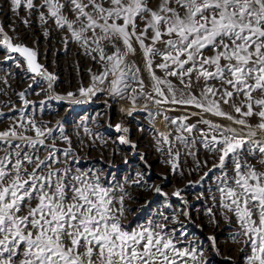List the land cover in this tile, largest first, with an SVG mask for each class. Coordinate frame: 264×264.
Returning <instances> with one entry per match:
<instances>
[{
  "label": "snow or ice",
  "instance_id": "1",
  "mask_svg": "<svg viewBox=\"0 0 264 264\" xmlns=\"http://www.w3.org/2000/svg\"><path fill=\"white\" fill-rule=\"evenodd\" d=\"M8 2L13 11L22 7L46 10L87 54H97L92 59L102 68L91 76L90 86L79 88V96L91 98L107 91L113 98L130 99L133 108L128 115L135 111L139 97L157 105L195 106L249 129L242 134L235 128L201 120L207 125L203 130L185 123L187 117L171 119L181 133L176 140L186 146L194 144L195 139L189 141L182 133L195 130L204 147L218 154L219 162L213 168L224 169L231 159L234 175L229 177L225 172L217 177V190L222 200L228 201L222 206L234 212L242 229L233 239L247 237V264H264V171H257L246 158L241 162L242 153L247 152L259 155V162L264 164V141L254 139L257 130L264 132V0H159L154 8L149 6L150 0ZM65 9L73 19L64 13ZM40 20H45L43 11ZM21 23L27 24L28 20ZM133 41L142 50L152 81L151 92L144 90L140 69L125 62L129 54L136 52ZM0 45L6 52L23 57L27 70L47 79L51 87L55 76L37 63V52L13 44L2 24ZM105 45H111V54L105 51ZM205 50L212 54L205 55ZM154 57L161 61L156 68L166 77H176L186 88L191 87L193 76L202 80L201 98L183 92L178 98L172 82L156 75ZM5 59L14 58L6 55ZM105 84L106 88L100 87ZM19 95L24 97L23 92ZM74 95L68 93L69 97ZM241 96L236 106L233 97ZM230 100L243 118L236 119L221 110V101L228 104ZM252 116L259 118L255 128L247 120ZM29 123L37 137L45 136L46 132L34 122ZM115 127L127 131L120 124ZM46 131L51 137L53 129ZM169 135L160 133L165 143H169ZM61 138L68 141L67 136ZM120 140L128 143L124 137ZM38 145L49 150L44 159L39 156ZM56 151L55 144L18 135L15 127L0 131V264H206L195 247H177L174 235L165 232L163 224L149 221L135 229L123 225V195L117 199L113 188L103 185L99 176L90 178L70 166L54 167L62 163ZM168 151L171 153L172 148ZM70 154V148L62 150L64 157ZM178 160L179 152L171 161L173 171L179 167ZM173 195L179 197L180 191Z\"/></svg>",
  "mask_w": 264,
  "mask_h": 264
},
{
  "label": "rangeland",
  "instance_id": "2",
  "mask_svg": "<svg viewBox=\"0 0 264 264\" xmlns=\"http://www.w3.org/2000/svg\"><path fill=\"white\" fill-rule=\"evenodd\" d=\"M36 2L42 4L43 0ZM158 2L150 0L149 6L154 8ZM41 11L44 21L40 20ZM64 13L73 19L67 9ZM23 19L28 23H21ZM0 24L13 42L33 47L38 59L43 61V70L55 76L49 87L47 79L28 72L23 57L6 52L0 45V131L15 127L18 135L44 139L46 145L55 144L56 156L62 161L54 167L63 169L70 166L74 171L87 173L90 178L99 176L103 185L113 188L117 199L123 195L121 222L128 228L135 229L149 221L163 224L164 231L174 235L177 247H195L198 253L202 252L206 264H247L246 253L250 251L245 245L247 237L241 235L233 239L242 229L234 212L223 208V202L228 201L222 200L217 190L220 184L217 177H222L225 172L229 177L234 175L231 159L224 169L213 168L219 162L218 154L204 147L199 132L195 130L191 134L182 133L189 141L195 139L194 144L186 146L176 140L175 137L181 133L171 119L187 117L185 123L195 124L203 130H207V125L200 123L201 120L235 128L242 134H247V127L195 106L157 105L139 97L135 111L128 115L133 108L130 99L113 98L107 91L98 92L91 98L81 97L79 88L90 86L91 76L99 74L102 68L92 59L96 53L87 54L71 33L58 27L54 18L43 9L29 11L22 7L13 11L8 0H0ZM156 46L163 47L162 44ZM133 47L136 52L129 54L125 62L140 69L144 90L151 92L152 81L142 50L135 41ZM105 51L111 54V45H105ZM211 54L205 50V55ZM6 55L14 59H5ZM153 60L156 75L172 82L178 98L181 92L201 98L202 80L197 81L193 76L191 87L186 88L176 77H166L162 70L156 68V64L161 62L159 57ZM210 83L217 84L216 81ZM100 87L106 88V84ZM162 87L168 94L166 86ZM21 92L24 93L23 98L19 95ZM70 92L76 95L69 97ZM56 96L64 99H54ZM242 99V96L233 97L236 106ZM25 100L29 103L25 104ZM77 100L84 102L76 103ZM233 100L228 104L221 101V110L236 119L243 118L234 111ZM247 120L253 128L259 122L256 116ZM29 121L45 131V136L37 137ZM117 124L127 131H117ZM47 129H53L51 137L47 135ZM160 133H170L169 143L163 141ZM260 133L257 130L254 139L264 141ZM62 135L67 136L68 141L63 140ZM120 137L128 143H122ZM37 147L40 158L47 157L49 150ZM169 147L172 148L171 153ZM69 148L71 154L64 157L62 150ZM177 152L179 167L173 171L171 161ZM243 158L257 171H264L259 155L245 152L242 153V163ZM157 188L160 192L156 191ZM176 191H180L179 197L173 195Z\"/></svg>",
  "mask_w": 264,
  "mask_h": 264
},
{
  "label": "water",
  "instance_id": "3",
  "mask_svg": "<svg viewBox=\"0 0 264 264\" xmlns=\"http://www.w3.org/2000/svg\"><path fill=\"white\" fill-rule=\"evenodd\" d=\"M10 38H11V37H10ZM11 41H12V40H11ZM12 43H13V44H19V43H15V42H13V41H12ZM20 45L27 46V47H29V48H31V49L33 48V47H31L29 44L24 45V43H22V44H20ZM34 51H35V50H34ZM23 59H24V58H23ZM24 62H25L26 68H27V62H26L25 59H24ZM37 63H39V64H41V65L43 64V61L41 62V60L38 59V56H37ZM28 72H30V71H28ZM31 73H32V72H31Z\"/></svg>",
  "mask_w": 264,
  "mask_h": 264
},
{
  "label": "built area",
  "instance_id": "4",
  "mask_svg": "<svg viewBox=\"0 0 264 264\" xmlns=\"http://www.w3.org/2000/svg\"><path fill=\"white\" fill-rule=\"evenodd\" d=\"M260 134L264 136V132H261Z\"/></svg>",
  "mask_w": 264,
  "mask_h": 264
}]
</instances>
